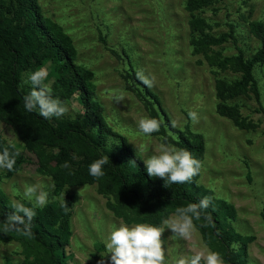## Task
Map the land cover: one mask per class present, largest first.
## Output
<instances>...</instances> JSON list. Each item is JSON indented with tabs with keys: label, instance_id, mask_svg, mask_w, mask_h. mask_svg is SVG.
I'll use <instances>...</instances> for the list:
<instances>
[{
	"label": "rangeland",
	"instance_id": "374dc122",
	"mask_svg": "<svg viewBox=\"0 0 264 264\" xmlns=\"http://www.w3.org/2000/svg\"><path fill=\"white\" fill-rule=\"evenodd\" d=\"M3 1L10 6L13 0ZM38 2L44 16L72 41L75 63L89 73L86 87L95 119L88 130L97 135L103 129L107 137L101 147L104 154L111 157L127 144L144 160L165 141L179 148L159 132L151 136L139 132V119L155 118L153 106L175 140H180L187 128L202 134L205 150L196 157L202 166L189 188L208 197L222 225L238 235L232 247L240 252V259L246 264H264V61L254 65L259 99L251 91L234 95L220 91L223 82L232 87L241 78L234 59L240 55L249 59L262 45L254 25H264V0H208L193 11L186 0ZM193 16L200 20L196 30L191 25ZM14 24L18 31L30 29ZM207 36L224 39L214 43ZM51 66L48 60L25 71L23 91L28 94L31 90L30 84L23 83L29 74L46 67L49 76L45 83L51 95L68 108L65 115L51 121L57 124L87 114L80 93L67 91L51 74ZM138 69L155 77L151 89L136 78ZM118 91L126 96L120 103L112 99ZM220 103L236 110L237 117L222 113ZM190 111L198 114V123L189 119ZM32 123L0 108V151L6 147L10 152L19 151L13 170L0 169V222L14 213L10 208L13 200L31 207L23 197L24 189L37 185L48 193V203L42 208L48 210L43 221L50 236L42 230L40 240L15 231L4 234L0 223V264H53L41 239L49 244L54 241L51 233L60 227L63 208L69 213L68 232L63 235V246H55L57 259L63 264H99L103 258L105 264H111L110 254L102 257L101 253L107 255L105 240L113 229L136 223L164 227V219L185 207L151 213L127 207L117 198L109 179L103 176L97 180L89 174L91 163L83 160L77 147L43 144L38 135H29L39 134ZM62 151L67 153L63 162L57 159ZM66 161L68 168L63 167ZM69 197L73 199L67 202ZM38 219L36 212L31 229ZM194 225L189 241L170 239L173 232L165 229L162 239L167 264L208 250L218 252L226 264L211 226L195 218Z\"/></svg>",
	"mask_w": 264,
	"mask_h": 264
},
{
	"label": "trees",
	"instance_id": "16d2710c",
	"mask_svg": "<svg viewBox=\"0 0 264 264\" xmlns=\"http://www.w3.org/2000/svg\"><path fill=\"white\" fill-rule=\"evenodd\" d=\"M208 0H186V6L193 11L207 4ZM13 16L10 18L8 14ZM199 19L195 16L191 19L193 30L199 27ZM15 22L29 26L30 29L18 31ZM257 36L261 39L260 49L249 59L238 56L235 60L236 68L241 72V78L230 87L226 83L220 85L221 93L240 94L251 91L256 99L260 98L258 82L254 74V65L264 61V25L255 23ZM210 42L218 43L223 37H206ZM48 60L52 63V75L70 93L79 92L87 108V114H77L74 119L64 120L57 124L51 119L41 117L38 112H27L24 108L23 97L27 95L22 89L23 74L29 69L42 66ZM0 108L15 115L19 119L32 120L37 133H29L37 136L43 144L47 145H73L78 148L85 162L107 156L101 147L106 142L103 129L95 135L88 130L94 122V106L91 103V95L86 87L89 73L75 63V50L70 38L51 19L44 16L38 0H13L8 6L0 0ZM224 108V109H223ZM152 115L161 122L159 133L166 139L174 142L179 148L191 152L194 158L201 156L205 150V140L202 134L186 129V134L181 133L180 140H175L166 132L165 124L159 112L153 106ZM222 113L237 117V111L225 108L220 103ZM27 125V124H26ZM30 128V127H29ZM35 128V127H34ZM118 152L109 157V162L104 166L106 179H109L114 187L116 196L127 207L144 213L155 210L198 204L203 198L193 193L189 188V182L183 184H170L165 187V181L161 178H152L148 175L143 160L137 156L127 144L118 148ZM67 153L63 151L57 155V159L63 162ZM131 161H135L132 163ZM69 197L67 202L72 201ZM69 206V205H68ZM67 209V208H66ZM61 212L60 227L53 229L51 233L54 241L50 244L41 239V242L50 252L53 264H63L57 259V246H63V235L68 232V209ZM38 221L32 226L31 232L34 238L40 240L39 233L49 235L45 228L43 217L48 215L45 208L36 211ZM200 220L208 223L216 238L219 240L222 258L226 264H246L240 259V252L232 247V242L237 234L222 225L221 217L210 201L207 209L200 210ZM48 217V216H47ZM46 217V218H47ZM3 220L2 217H0ZM67 226V227H66ZM50 236V235H49ZM56 246V247H55Z\"/></svg>",
	"mask_w": 264,
	"mask_h": 264
},
{
	"label": "clouds",
	"instance_id": "9594fccd",
	"mask_svg": "<svg viewBox=\"0 0 264 264\" xmlns=\"http://www.w3.org/2000/svg\"><path fill=\"white\" fill-rule=\"evenodd\" d=\"M49 76L46 67H40L30 73L28 79L23 81L31 85L30 92L23 97L24 108L27 112L36 111L45 118H59L68 112L66 104L59 98H53L51 89L45 83ZM136 78L146 87L151 89L155 83V77L145 74L142 69L136 71ZM113 101L120 103L126 99L123 91L114 92ZM189 119L196 124L199 116L195 111L188 113ZM173 122V127H175ZM137 127L145 136L159 132L161 122L155 118L143 117L138 120ZM137 147V146H136ZM138 151L143 149L138 148ZM19 151L10 152L6 147L0 151V169L13 170L16 165V156ZM109 162L108 156L94 160L89 166V174L100 179L105 175L104 166ZM135 163V161H131ZM148 175L152 178H161L165 181V187L170 184H183L190 182L201 170V161L194 158L186 149L177 148L167 141L161 143L154 150V154L143 160ZM64 168L70 167L66 161ZM32 206L13 200L10 208L14 213L10 214L3 224V233L9 231L19 232L26 237H31V222L36 215V208H42L48 203V193L40 190L37 185L26 186L23 193ZM210 199L204 197L198 204H188L178 207L175 214L162 221L164 227H157L145 223H136L132 226L121 224L113 229L105 240L107 255L110 254L111 264H167L166 253L162 239L165 229H170L173 236L170 239L180 238L186 241L192 239L195 232L194 218L199 219L201 209H207ZM65 211L67 209L65 208ZM99 264H105L102 258ZM174 264H222L218 252L211 250L196 252L188 258L177 259Z\"/></svg>",
	"mask_w": 264,
	"mask_h": 264
}]
</instances>
